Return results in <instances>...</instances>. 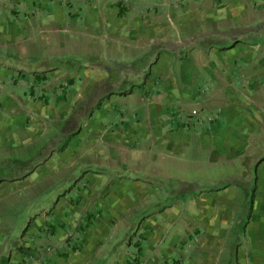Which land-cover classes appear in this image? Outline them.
Returning a JSON list of instances; mask_svg holds the SVG:
<instances>
[{"label":"rangeland","instance_id":"374dc122","mask_svg":"<svg viewBox=\"0 0 264 264\" xmlns=\"http://www.w3.org/2000/svg\"><path fill=\"white\" fill-rule=\"evenodd\" d=\"M122 1V6L134 15L129 22L145 18L157 26L162 22L171 25V11L196 9L200 12L196 25L201 32L188 31L182 37L164 31L148 35L144 42L132 43L140 49H131V56L123 50L110 53L101 44L84 39L80 31L93 25L78 18L73 20L75 32L69 29L65 38L66 49L43 52L37 44L33 62L7 59L8 64H22L26 70L62 71L71 75L72 81L36 84L33 79L22 80L21 86L14 88V96L22 103L33 90L35 98L44 104L43 111L33 116L32 123L25 124L21 117L27 113L26 105L17 110V116L3 113L0 264H13L27 242L36 244L39 250L58 248L57 242L35 229L34 221L42 217L57 220L53 208L69 198L77 201L79 190L90 189L91 181L98 177L102 181L96 189L98 198L111 189H120L122 195L117 196H125L122 187L115 185L119 181L125 185L135 181L144 184V201H138L135 210L125 212L113 234L134 239L144 232L141 226L149 218L166 223L201 217L208 224H196L195 228L202 234L208 226L217 236L212 246L215 264H238V252L246 245L247 224L253 216L254 193L262 181H257L261 175L257 166L264 158V132L260 139L252 136L247 145L226 152L216 153V148L202 151L195 136L197 126L222 121L220 111L210 109L206 102L211 88L206 83L187 87L174 80L179 89L170 94L162 88L165 71L155 62L164 50L185 53L196 43L222 47L226 44L223 40L232 35L259 45V55L264 57V0L232 1L233 7L242 9L236 18L226 17L229 0ZM127 32L125 28L124 34ZM149 78L157 86L154 93L131 94L134 86L144 88ZM260 83L264 89V70ZM252 84L253 80L248 79L234 85L248 90ZM182 88L191 91L189 100L181 97ZM195 101L199 105L192 104ZM151 102L156 104L154 112L150 110ZM156 125H165L162 134L185 129L191 135V145L183 144L177 152L159 147ZM141 126L146 127L149 138ZM130 131L136 134L134 140L128 137ZM198 196H205L209 205L214 200V206L200 210L201 206L193 203Z\"/></svg>","mask_w":264,"mask_h":264},{"label":"crops","instance_id":"0c3cea01","mask_svg":"<svg viewBox=\"0 0 264 264\" xmlns=\"http://www.w3.org/2000/svg\"><path fill=\"white\" fill-rule=\"evenodd\" d=\"M232 1L239 2L229 0L228 18L239 17L242 11L236 5L233 7ZM122 3V0H0L1 127L4 126L3 113L17 116L22 104L27 108V113L21 117L22 124L32 123L33 116L43 111L44 104L38 97L35 98L33 90L30 98H24L22 103L14 96V88L21 86L22 80L33 79L36 84L62 79L72 81L71 75L62 71L26 70L21 68L22 64H8L7 59L33 62L37 55V44L43 52L66 49L65 38L69 29L75 32L72 28L75 19L81 18L86 24L93 25L80 31L81 35L90 42L101 44L110 53L123 50L130 54L131 49H140V45L132 43L144 42L148 35L161 31L175 33L178 37L188 31L201 32L196 25L200 19L197 18L200 12L196 9L171 11L168 17L171 18V25L162 22L157 26L153 22L148 23L145 18L129 22L134 15ZM125 28L128 32L124 34ZM223 41L226 44L222 47H205V44L201 46L196 43L191 49L186 48L185 53L164 50L155 62L158 69L165 71L166 81L162 88L170 94L179 89L174 80L187 87L209 85L211 95L206 102L210 109L220 111L222 121L218 120L207 127L198 125L195 136L202 151L216 148V153L247 145L252 136L260 139L264 132V89L260 83L264 57L259 55L261 48L235 35ZM248 79L254 82L248 90L246 87L243 90L235 87L236 82L242 84ZM158 87L161 88V84ZM156 89L153 78H149L144 88L134 86L131 94L134 91L152 94ZM181 97L189 100L191 91L182 88ZM168 100L165 99L166 102ZM192 104L197 106L199 102ZM149 106L154 112L156 104L151 102ZM11 117L10 124H13L14 117ZM141 128L145 137L149 138L146 127ZM129 129L132 130L131 127ZM164 129L165 125H156L155 135H160L159 147L177 152L182 150L179 149L181 145H191V135L185 129L169 130L162 134ZM128 137L134 140L135 132L130 131ZM257 172L261 174L257 181H262L254 193L255 217L251 216L248 221V237L246 245L238 252V264H264V158L260 160ZM98 178L91 181L90 189L84 187L79 190L77 201L69 198L53 208L54 212L57 211V220L49 221L42 217L34 221L35 229L57 242L58 248L39 250L36 244L27 242L26 247L16 254L13 264H215L212 246L217 236L208 226L202 234L201 229L195 228L196 224H208L201 217L180 222L169 220L166 223L149 218L141 226L144 232L134 239L113 234L125 212L135 210L137 202L144 201V184L135 181L125 185L119 181L115 185L122 187L125 196H120V189H111L104 190V195L98 198L96 189L102 186ZM196 202L202 211L214 206V200L209 205V202H205V196L196 197L193 203ZM169 229L172 234L168 233ZM77 231L76 236L70 235Z\"/></svg>","mask_w":264,"mask_h":264}]
</instances>
